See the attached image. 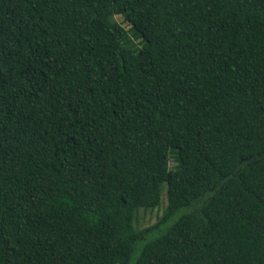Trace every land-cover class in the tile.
Returning <instances> with one entry per match:
<instances>
[{"label": "trees", "instance_id": "1", "mask_svg": "<svg viewBox=\"0 0 264 264\" xmlns=\"http://www.w3.org/2000/svg\"><path fill=\"white\" fill-rule=\"evenodd\" d=\"M0 264H264V0H0Z\"/></svg>", "mask_w": 264, "mask_h": 264}, {"label": "rangeland", "instance_id": "2", "mask_svg": "<svg viewBox=\"0 0 264 264\" xmlns=\"http://www.w3.org/2000/svg\"><path fill=\"white\" fill-rule=\"evenodd\" d=\"M114 19L116 21L120 22L122 26L126 25L121 16H114ZM163 194H165V193L163 192ZM162 195H161V198H162ZM163 196L165 198V195H163ZM164 207H165V203H164V199H163L159 208H156L152 211H149V210L140 211L139 218H138L139 224L142 225L143 227L153 224L157 220V218L161 215Z\"/></svg>", "mask_w": 264, "mask_h": 264}]
</instances>
